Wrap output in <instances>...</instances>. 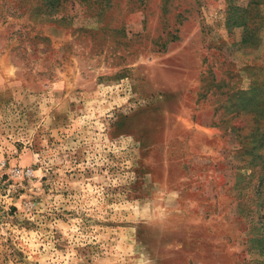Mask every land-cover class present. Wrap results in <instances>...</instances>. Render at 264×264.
Instances as JSON below:
<instances>
[{"label":"rangeland","instance_id":"obj_1","mask_svg":"<svg viewBox=\"0 0 264 264\" xmlns=\"http://www.w3.org/2000/svg\"><path fill=\"white\" fill-rule=\"evenodd\" d=\"M0 264H264V0H0Z\"/></svg>","mask_w":264,"mask_h":264},{"label":"built area","instance_id":"obj_2","mask_svg":"<svg viewBox=\"0 0 264 264\" xmlns=\"http://www.w3.org/2000/svg\"><path fill=\"white\" fill-rule=\"evenodd\" d=\"M20 171H22V172H23V170H19V169L17 170V172H20ZM27 172H29V170H28ZM23 173H24V172H23Z\"/></svg>","mask_w":264,"mask_h":264}]
</instances>
